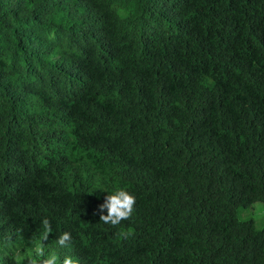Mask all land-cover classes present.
Instances as JSON below:
<instances>
[{
	"label": "trees",
	"instance_id": "16d2710c",
	"mask_svg": "<svg viewBox=\"0 0 264 264\" xmlns=\"http://www.w3.org/2000/svg\"><path fill=\"white\" fill-rule=\"evenodd\" d=\"M257 202L264 0H0V264H264Z\"/></svg>",
	"mask_w": 264,
	"mask_h": 264
},
{
	"label": "clouds",
	"instance_id": "9594fccd",
	"mask_svg": "<svg viewBox=\"0 0 264 264\" xmlns=\"http://www.w3.org/2000/svg\"><path fill=\"white\" fill-rule=\"evenodd\" d=\"M136 198L129 191L117 188L112 192H109L105 202L99 205L100 220L104 224H111L112 226L119 225L123 220H129L134 212V206ZM107 210V215L102 213ZM95 214V213H94ZM42 227L44 229L43 238L47 239L52 228L47 218L43 219ZM72 240L69 232L62 233L57 240V244L60 247H67ZM45 255L42 247L37 245L35 250V256L29 257L31 264H39V258ZM45 264H57V257L53 252L51 256L45 261ZM62 264H76V261L72 257L66 256L63 258Z\"/></svg>",
	"mask_w": 264,
	"mask_h": 264
},
{
	"label": "rangeland",
	"instance_id": "374dc122",
	"mask_svg": "<svg viewBox=\"0 0 264 264\" xmlns=\"http://www.w3.org/2000/svg\"><path fill=\"white\" fill-rule=\"evenodd\" d=\"M254 218L258 226H262L264 224V203L257 202L253 205L250 211L243 213L240 218Z\"/></svg>",
	"mask_w": 264,
	"mask_h": 264
}]
</instances>
